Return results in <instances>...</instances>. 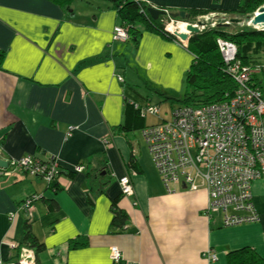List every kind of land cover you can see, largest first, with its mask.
<instances>
[{
  "label": "crops",
  "instance_id": "0c3cea01",
  "mask_svg": "<svg viewBox=\"0 0 264 264\" xmlns=\"http://www.w3.org/2000/svg\"><path fill=\"white\" fill-rule=\"evenodd\" d=\"M69 1L0 0V153L56 162L61 171L56 193L17 168L0 177V264H18L11 245H21L27 221L46 246L39 264H228L229 254L244 248L264 261V181L251 187L260 220L224 227L221 213L207 215L206 185L180 178L167 186L148 145L120 131L126 103L151 107L157 94L186 91L193 55L144 22L129 41L115 40V27L126 25L111 4ZM138 1L173 14L232 11L242 2ZM77 165L84 169L74 171ZM126 175L132 197L121 193ZM32 196L43 200L30 218L21 205ZM114 202L127 217L122 229L112 225ZM112 247L121 251L120 263L111 260Z\"/></svg>",
  "mask_w": 264,
  "mask_h": 264
},
{
  "label": "built area",
  "instance_id": "2783aa9c",
  "mask_svg": "<svg viewBox=\"0 0 264 264\" xmlns=\"http://www.w3.org/2000/svg\"><path fill=\"white\" fill-rule=\"evenodd\" d=\"M210 15L199 20L208 23ZM219 23L213 18L210 20L211 27ZM187 25L177 22L173 27L182 29ZM192 25L201 31L205 28L199 26V22ZM164 31L173 33L167 26ZM114 39L127 42L130 36L126 29L117 26ZM179 43L183 44L180 40ZM217 45L228 66V73L237 82L236 93L219 103L177 107L171 111V118L147 127L142 135L164 183L168 186L169 182L183 178L196 187V183L201 181L206 185L209 197L207 215L221 213L223 226L234 227L260 220L252 203L251 187L255 181H264V95L252 83L254 73L261 67L254 70L243 65L237 60V48L227 40L218 39ZM146 110L147 113H158L156 108ZM8 161L11 167L26 170L32 176L45 172L44 180L47 182L55 177L59 168L56 162L49 168L46 164L34 163L31 155ZM83 169L82 165H77L74 171ZM1 174L6 175L7 172ZM119 183L124 197L134 196L130 176H123ZM38 199V196H32L21 205L30 218L33 204ZM18 246L12 244L11 248L18 249ZM34 255L32 250L22 249L18 264H36ZM204 256L210 261L217 260L213 251ZM110 258L114 263L122 261L119 248H111Z\"/></svg>",
  "mask_w": 264,
  "mask_h": 264
},
{
  "label": "trees",
  "instance_id": "16d2710c",
  "mask_svg": "<svg viewBox=\"0 0 264 264\" xmlns=\"http://www.w3.org/2000/svg\"><path fill=\"white\" fill-rule=\"evenodd\" d=\"M104 1L118 11L122 24L126 25L124 28L129 30L131 35L137 36L139 30L136 28L138 22L146 23V28L156 29L159 34L178 40L174 35L164 31V22L169 20L168 17H160L158 20H153L147 11L150 8L145 2L138 0H99ZM238 7L232 11H218L216 9L208 10H191L186 13V22L194 23L198 18L208 16L210 14H222L227 17H241L245 18L252 16L254 12L264 5V0H242ZM66 4H70L69 0H64ZM178 20H182L177 18ZM232 26V25H231ZM230 26V28H231ZM223 39L235 45L237 48V60L243 65L249 66L254 70L258 67L256 73L253 75V86L259 88L264 95V64H259V57L264 55V30L255 29L253 27L242 28L238 31L227 30L226 28L215 26L205 29L199 34H193L187 44L188 51L193 55L194 60L186 76V91L182 98H166L171 102L181 101L185 106L200 107L219 103L231 98L237 91L238 85L235 79L228 73L227 64L218 48L217 40ZM5 60V52L0 50V69ZM150 105L141 106L136 103H126L124 112V125L120 131L123 133H134L136 131H143L146 129V114ZM152 126V125H151ZM1 155V153H0ZM34 163L40 165L46 164L47 168L53 162H46L32 156ZM134 161V160H133ZM132 161V162H133ZM14 167L9 165L6 169H0V172H8ZM20 169V168H17ZM29 175L26 170L20 169ZM57 174L50 181L48 185H52V190L56 193L60 187L58 182L60 176V169ZM5 174H1L3 176ZM42 180L46 177L45 172H40L37 176ZM45 181V180H44ZM27 200V199H26ZM25 200V201H26ZM43 200V196L39 197L38 201ZM54 205V204H53ZM53 205H50L51 209ZM114 219L113 227L119 229L124 228L126 224L125 214L116 208V202L113 205ZM31 222L27 221L24 239L21 245L18 246L19 256L22 249H30L36 256L46 250V246L39 242L31 229ZM228 264H264L260 256L251 248H244L239 251L231 252L228 256Z\"/></svg>",
  "mask_w": 264,
  "mask_h": 264
},
{
  "label": "rangeland",
  "instance_id": "374dc122",
  "mask_svg": "<svg viewBox=\"0 0 264 264\" xmlns=\"http://www.w3.org/2000/svg\"><path fill=\"white\" fill-rule=\"evenodd\" d=\"M94 1V0H93ZM95 1H99V0H95ZM101 3H104V1H100ZM243 2V1H242ZM105 3H107V2H105ZM264 6V5H263ZM262 7V6H261ZM156 9V8H155ZM258 10V9H257ZM257 10L254 12V14L257 12ZM253 14V15H254ZM170 18H171V20H174L175 18L174 17H171L170 16ZM209 18H210V20H211V18H213V19H215V20H220L222 23H224V22H226V21H228V19H229V17H227L226 15H222V14H214V15H210L209 16ZM230 18H233V17H230ZM203 19H200L199 20V18H198V20L196 21V22H199V21H202ZM210 20H208V25L210 24ZM179 22H181V20H179ZM170 23V22H169ZM233 26H231V28L229 27V28H226L227 30H233L232 29V27H234L235 26V24H232ZM210 26V25H209ZM247 27H251V26H247V25H243V28L244 29H246ZM127 31V33L129 34V36L131 37V34H130V32H129V30L127 29L126 30ZM258 60L259 61H262V60H264V55L262 56V57H259L258 58ZM263 91H264V89H263ZM179 93H177V95H175V97L177 98V99H180V98H182L183 96H184V94H185V89H183L181 92L180 91H178ZM153 103H152V105H151V107L152 108H156L157 106H159V108H160V112H161V115L160 116H158L157 114H152V113H147V118H146V122H147V125H153V124H155L156 122H161L163 119H169V118H171V113H170V111H172V110H174L175 108H177V107H180V106H183L184 104L181 102V101H176V102H171V100H166V98H164V97H160L158 94H157V96H156V99L155 100H153L152 101ZM135 134L137 135V137L140 139V141H141V144H143V145H145L144 147L145 148H147L146 146V141H145V139L143 138V135H142V132L141 131H137V132H135ZM145 143V144H144ZM1 148V147H0ZM22 158V157H21ZM21 158H19V159H21ZM0 160H4V161H6L7 163H9V161L8 160H6V159H4V157L2 156V154H1V158H0ZM8 167H9V164H8ZM7 167V168H8ZM0 169H6V168H1L0 167ZM21 254V253H20ZM19 258H20V256H19ZM18 258V259H19ZM19 261V260H18Z\"/></svg>",
  "mask_w": 264,
  "mask_h": 264
},
{
  "label": "water",
  "instance_id": "95a60500",
  "mask_svg": "<svg viewBox=\"0 0 264 264\" xmlns=\"http://www.w3.org/2000/svg\"><path fill=\"white\" fill-rule=\"evenodd\" d=\"M148 12L150 14V16L152 17V19L157 20L159 18V16L161 15H166V12L164 10H159V9H155V8H149ZM171 17L174 18H180V19H185L186 17V13L185 12H181V13H175V14H170ZM232 24L235 25H247V26H251L255 29H259V30H264V6L260 7L256 14L252 17V16H248L245 18H232L229 20V22L227 23H219L217 26L219 27H223V28H229ZM202 24H200L199 26H201ZM187 31L193 34H199L201 33V29L192 25H189L187 28ZM174 36L176 38H178L180 41L185 42L187 41L188 35L186 33H180V32H175ZM0 167L1 168H7L8 167V163L4 160H0Z\"/></svg>",
  "mask_w": 264,
  "mask_h": 264
},
{
  "label": "bare ground",
  "instance_id": "6f19581e",
  "mask_svg": "<svg viewBox=\"0 0 264 264\" xmlns=\"http://www.w3.org/2000/svg\"><path fill=\"white\" fill-rule=\"evenodd\" d=\"M165 11V10H164ZM166 12V15H163L164 17H168L169 18V20H167V21H165L164 22V27H168L169 28V30H172L173 31V35H174V33L175 32H180V33H186L187 35H188V38L190 39L191 37H192V35H193V33H190V32H188L187 31V27L189 26V25H192L193 23H190V22H186L185 20H181V23H188L189 25H187L186 27L184 26L182 29H174V27H173V25H175L177 22H179V20L177 19V18H175L174 20H171V18H170V14H172V13H169L168 11H165ZM147 13H148V11H147ZM256 14V13H255ZM254 14V15H255ZM148 15H149V13H148ZM254 15H252V17L254 16ZM233 18H241V17H233ZM230 19H232V18H229L228 19V22H229V20ZM170 22V23H169ZM173 24V25H172ZM199 24H202L201 26H204L205 28L202 30V32L205 30V29H207V28H209V25L207 24V22L206 21H204V20H202V21H199ZM193 26V25H192ZM199 28V27H198ZM189 39L187 40V41H185V42H182L183 43V45H185V46H187V44H188V41H189Z\"/></svg>",
  "mask_w": 264,
  "mask_h": 264
},
{
  "label": "flooded vegetation",
  "instance_id": "af4514ba",
  "mask_svg": "<svg viewBox=\"0 0 264 264\" xmlns=\"http://www.w3.org/2000/svg\"><path fill=\"white\" fill-rule=\"evenodd\" d=\"M219 22H221L220 20H218Z\"/></svg>",
  "mask_w": 264,
  "mask_h": 264
},
{
  "label": "clouds",
  "instance_id": "9594fccd",
  "mask_svg": "<svg viewBox=\"0 0 264 264\" xmlns=\"http://www.w3.org/2000/svg\"><path fill=\"white\" fill-rule=\"evenodd\" d=\"M222 23V22H221Z\"/></svg>",
  "mask_w": 264,
  "mask_h": 264
}]
</instances>
